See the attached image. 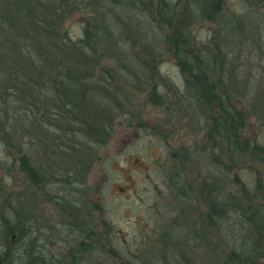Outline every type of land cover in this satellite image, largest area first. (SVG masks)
<instances>
[{"label": "rangeland", "instance_id": "1", "mask_svg": "<svg viewBox=\"0 0 264 264\" xmlns=\"http://www.w3.org/2000/svg\"><path fill=\"white\" fill-rule=\"evenodd\" d=\"M222 1L226 16L241 17L246 30L252 31L243 49L231 45H235L237 28L228 20L197 18L188 30L196 48L205 46L204 51L217 56L216 61L222 57L221 83L217 82L218 61L212 64L213 56H209L207 62L213 66L214 87L229 92L235 108L247 110L246 139L264 144V7L258 0ZM249 12L254 14L247 16ZM88 16L75 13L65 26L72 35L82 36ZM126 16L121 15L119 22L112 17L105 22L106 43L99 46L108 49L100 56L101 65L108 67L109 80L122 93L125 114L120 111L112 117L114 123L102 143L89 141L87 161L69 154L67 146L73 142L64 143L58 132L17 138L21 152L0 140V219L12 226L22 218L26 227L20 235L0 225V236L7 232L5 240L15 239L11 264H165L163 255L175 264L182 257L181 249L195 264H210L206 239L200 242L199 238L200 234L205 237L202 231L217 248L216 258L224 262L228 247L220 237L225 228L220 237L213 228L206 229L199 219L205 210L201 198L190 205L175 192L177 179L196 188L198 175L207 180L219 177L210 158L211 145L204 141L208 118L201 100L185 86L175 59L163 50L166 30H153L145 16ZM159 36L161 40H155ZM150 46L156 66L147 68L142 60L148 59L145 50ZM114 54L119 55L117 60L109 56ZM159 76L173 82L180 97ZM152 88L165 92L162 101H148ZM99 101L105 103L102 98ZM74 137L77 144L84 138L81 134ZM18 155L26 156L30 172L20 168ZM239 170L248 187L256 180V186L259 182L264 186V166L250 160ZM258 199L264 202V190ZM236 223L232 217L222 224L235 234ZM83 241L85 253L68 255V249ZM173 242L177 249L172 248Z\"/></svg>", "mask_w": 264, "mask_h": 264}, {"label": "trees", "instance_id": "2", "mask_svg": "<svg viewBox=\"0 0 264 264\" xmlns=\"http://www.w3.org/2000/svg\"><path fill=\"white\" fill-rule=\"evenodd\" d=\"M258 2L264 7V0ZM222 3V0H0V140L7 141L13 150L21 152L17 138L58 132L64 143L73 142L67 146L71 152H67L75 154L78 161H87L91 153L89 141L102 143L114 123L112 117L120 111L124 113L125 108L122 93L108 78H112V73L107 74L108 67L101 65L100 56L108 51L107 47H99L106 43L105 22L112 18L122 21L119 19L121 15L125 19L128 14L145 16L153 30H166L163 50L175 59L185 86L193 90L191 93L196 100H201L200 107L208 118L203 127L206 131L204 141L211 145L210 158L219 173V177L213 175L208 180L204 175L202 178L198 175L196 188L188 182L185 184L183 178L177 179L175 192L190 205L193 200L196 203L201 198L205 210L200 212L199 219L206 229L213 228L218 237L222 226L226 230L220 237L228 247L224 262L216 258L217 248L207 238V232L202 231L205 237L199 235L200 242L206 239L205 254L210 264H264V202L258 199L264 190L263 182L256 186V180L250 188L238 172L250 160L264 166V144L259 145L244 136L247 110L235 108L229 92L214 87V80L210 77L213 66L207 63L213 54L208 55L209 51L203 49L205 46L196 48L188 30L198 21L197 18L200 21L209 18L211 21L213 18L228 20L237 28L235 45H231L243 49L252 31L246 30L241 17H227ZM118 10L122 13L119 14ZM75 13H89L82 36L76 32L72 35L65 26ZM251 14L254 12L247 16ZM95 17H101V22ZM155 40L160 41L161 36ZM147 50L148 59L142 57V63L147 64V68L155 67L153 48L150 46ZM109 56L112 60L119 57L117 54ZM138 57L141 58L140 54ZM216 57L214 55L211 59L212 64ZM217 61V82L221 83L222 57ZM159 78L165 86L170 83V89L180 97V89L173 82L163 76ZM164 93H157L152 88L148 101L156 99L160 102ZM78 134L84 136L80 144L74 140ZM18 161L21 169L30 172L26 156L18 155ZM232 217L237 221L235 234L230 226L222 224ZM23 222L21 218L11 226L7 219H0L1 226L20 235L26 231ZM6 233L0 236L3 241L0 252L4 250L0 254V264H11L12 260L10 248L15 239L11 241V236L5 240ZM84 243L79 242L68 249V255L73 256L76 251L85 253ZM176 243H172V248L177 249ZM179 254L182 257L175 264H195L185 258L182 249ZM161 258L165 264L171 262L165 255Z\"/></svg>", "mask_w": 264, "mask_h": 264}]
</instances>
